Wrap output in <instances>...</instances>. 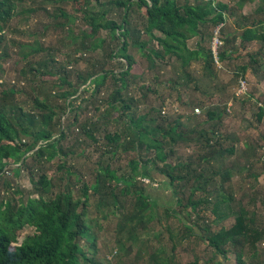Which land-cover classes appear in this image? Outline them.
<instances>
[{
	"label": "trees",
	"instance_id": "1",
	"mask_svg": "<svg viewBox=\"0 0 264 264\" xmlns=\"http://www.w3.org/2000/svg\"><path fill=\"white\" fill-rule=\"evenodd\" d=\"M21 1L25 0H0V34L12 13L19 12L15 8ZM95 1L96 6L93 0H84L83 19L90 29H83L80 34L74 30L77 16L61 7L52 15L56 19L54 26L63 31V43L74 50L73 60L58 61L57 49L44 47L37 41L23 44L20 53L26 63L21 74L34 92V108L28 110L18 100L15 87L1 90L0 264H99L88 251L98 241L96 232L101 217L106 223L117 219V244L125 249L131 241L133 248L137 240H143L142 234L148 232L146 228L159 206L156 199L138 186L140 179L154 180V172L169 178L177 196L175 205L190 209L187 223L183 222L185 232L179 236L181 243L194 237L208 243L215 252L211 262L219 257L227 260L230 254H235L238 264H264V215L238 211L230 227L222 225L217 231L207 227L202 235L191 219L192 213L198 214L203 204L213 206L218 223L233 214L234 193L232 188H226L232 171L225 170L223 165L227 156L235 154V148L225 145L227 141L234 142L220 130L232 110L227 101L209 105L198 100L191 104L186 101L192 91L205 96L217 92L215 51L205 48L202 42L207 37L213 38L212 34L206 35L204 28L226 22L229 5L220 0ZM254 1L257 0H237V3L243 7ZM260 1L254 17L244 18L240 24L242 45L262 42L261 48L250 55L255 66H260L264 58V19L257 18L264 13V0ZM113 10L120 11L119 19L110 17ZM24 11L32 12L33 8L21 12ZM220 31L224 33L222 27ZM232 35L228 32L219 37L220 62L237 50ZM195 37L197 43L192 48L189 40ZM99 50L102 52L99 62L91 61L84 69L71 64L78 63L86 52ZM136 50L145 52L151 70L157 62L171 66L173 76L158 84L174 92L180 106L188 105L190 113L173 116L156 106L142 109L152 94L160 95L163 101L165 98L158 86L143 81L144 74L133 71ZM109 60L117 66L107 68ZM197 61H202L200 73L192 69ZM249 67L238 65L237 74L246 80L244 74ZM38 76L58 77V85L68 87L58 93V100L52 101L51 93L44 91L42 81L36 79ZM103 92L107 95L102 100ZM250 95L245 99L236 92L232 98L245 103L253 99ZM85 102L94 105L98 114L82 122ZM104 104L107 107L101 112ZM199 106L203 107L201 116L195 113ZM257 111V122L264 121V105H259ZM112 126L115 129L111 130ZM101 130L105 131L106 140L104 160L99 161L94 179L88 181L74 164L69 165L68 158L86 151L85 136L101 143L97 136ZM181 144L197 146L199 150L185 161L172 164L168 159ZM245 148L250 149V144H245ZM127 153L134 156L125 165L115 166L114 158ZM56 157L62 160L56 162L50 175L47 165L55 162ZM22 172L29 174L32 193H26L16 180L9 179V176L18 179ZM197 192L206 198L196 199ZM257 201L264 203L262 198L253 200ZM223 207L228 209L227 213L222 212ZM27 227L34 233L13 247ZM155 237L159 241L164 238L161 234ZM170 240L175 239L172 236ZM172 245V253L164 244L158 246L150 255L153 264H180L175 263L174 255L178 245L175 242ZM189 264H199V260Z\"/></svg>",
	"mask_w": 264,
	"mask_h": 264
},
{
	"label": "rangeland",
	"instance_id": "2",
	"mask_svg": "<svg viewBox=\"0 0 264 264\" xmlns=\"http://www.w3.org/2000/svg\"><path fill=\"white\" fill-rule=\"evenodd\" d=\"M191 1L195 2V0ZM220 1L225 2L230 7V10L227 11L226 22L222 25H208L207 29L204 28L206 35L212 34L213 38L209 39L207 37L202 44L205 48H215L216 51H219L221 44H219L218 47L214 45L215 42L218 41L217 38L224 33L230 32L233 33L230 38L235 40L232 44L237 50L233 53L232 57H228L222 62H216V73L218 77L217 92L212 96H205L203 93L192 91L186 101L191 104L195 102V100H198L204 105L212 103L224 104L227 101L229 108L232 110L221 123L220 130L224 136H231L234 142H225L227 147H229V145H234L235 154L231 157H226L223 167L225 170L232 171L226 188L227 190L232 188L235 200L232 203L233 214L229 215L220 223L215 221V215L212 212L213 206L211 205L203 204L198 214L192 213L191 219L195 222V228L200 235L203 233L202 230L207 227L213 229V231L219 230L222 225L230 227L238 211H256L259 215H264V203L260 201L256 203L253 202L256 197H258V200L260 198L264 199V121L257 122L256 119L259 105H264V58L260 66L256 65L257 69H254L255 63L250 61V55L261 48L262 42L253 41L247 43L245 46L240 42V26H242L240 24L243 23L244 18L254 17L256 9L261 1L249 2L243 7H239L237 0ZM83 4L84 0H25L17 4L15 11H19L20 13H12L5 24L4 30L0 34V38L2 37L0 41V94L1 90L4 88L15 87L18 90L16 93L18 100L25 103L28 110L34 108V103L32 101L34 92L27 79L21 74L22 67L26 63L21 59L22 56L20 53L21 49H24L23 44L37 41L44 47L55 48L57 49V60L67 63V61L75 57L71 58L74 50L71 45H65L63 43V31L54 26L56 19L52 15L59 12L56 11L57 7H61L67 10L68 13L77 16L78 19L75 22L74 30L76 33L80 34L83 29H90V26L83 19ZM93 4L96 6L97 3L95 0H93ZM28 7L33 8V11L21 12ZM119 14V10H113L110 13V17L119 19ZM257 16V18L264 19V13H260ZM61 20H63V18H61ZM47 25L50 27L45 29ZM221 27L224 30L223 34H221L220 31ZM102 35H106L105 30L102 31ZM196 43V37L189 40V46L192 48ZM134 54L136 56V65H134L133 71L144 74L143 81L146 80L148 84L158 86L160 94L165 98L163 101L160 95L152 94L147 98V102L142 105V109L146 110L151 106H156L163 108L164 112L170 113V115L173 116H176V114L190 113L191 109L188 105H184L183 107L180 106L181 104L176 99V94L174 92L158 84V81H163L173 76L171 66L157 62L155 69L151 70L145 52L142 53V51L136 50ZM76 56L79 57L80 53ZM101 56V50L89 51L83 54V59H80L78 63L71 62V64L75 67L84 69L91 64V61L99 62ZM107 63V68H109V66H117L112 60L107 61ZM241 64H249L250 66L244 74L247 84V94H245L246 91L244 93H237L239 96L242 95L241 98L244 97L245 99H249L250 94L253 96V99L245 101V103L241 102V100H234L232 98L233 94L239 92V80L242 77H240L241 74H237L236 68ZM192 69L195 73H200L202 70V61L193 62ZM38 77L36 79L38 82L42 81L44 91L51 93L52 101H55V99L58 100V93L68 87L58 85L60 83L58 77ZM72 79L76 82L75 77L72 76ZM107 86H110V84ZM106 95V92H103L100 98L103 100ZM106 107L107 104L102 105L101 112ZM199 108L200 111L195 110V113L201 116L203 107L199 106ZM81 112L82 115L80 117L82 122L86 121L88 117H93L95 114H98L95 106L86 102ZM62 119H66V117ZM193 122L194 121H189L190 124ZM112 129H115V126H112L111 130ZM78 131H76V135ZM104 133V130L97 132V136L101 140L99 144L94 143L92 139L85 136L84 139L87 143L84 147H86V151L76 156H69L68 158L69 165L74 164L88 181L94 179V171L99 161L104 160L102 156L103 150L105 149L103 145L106 141L104 139ZM66 144H69V142H66ZM245 144H250V149L247 150ZM79 150L81 151L80 148ZM175 150L176 154L168 159L172 164L176 163L178 160L185 161L189 156L195 155L199 147L181 144ZM133 156V153H127L115 157V166L125 165L127 160ZM106 159H108V157L105 158V160ZM54 160L55 162L52 161L47 165L50 175L55 171L56 162L62 159L56 157ZM211 164L216 165V163ZM218 167L219 166H216V168ZM9 169H11V167ZM9 179L16 180V183H18L26 193L33 192L29 174L22 172L18 179L12 176H9ZM217 182H220V180L217 179ZM138 186L144 188L147 193L159 203V206L154 212L153 221L149 224L148 228H146L148 232L142 234L143 240H137L133 248H130L132 242L129 241L126 243L127 247L122 249L116 242L118 220L112 218L113 220L110 221V223H106L104 222L105 218L101 217L100 229L96 232L98 241L95 248L88 251L90 257L100 262L99 264H153L154 262L151 260L150 255L156 252L157 247L164 244L169 253H172V243L175 242L178 245V250L174 254L176 256L175 263L189 264L199 260V264H238V259L235 254H230L227 260L223 259V257H219L211 262L215 255L214 250L209 247L208 243L196 237L181 243L179 236L183 235L185 232L183 222L187 223V210L190 211V209L175 205L177 196L167 176L162 173L154 172V180L140 179ZM200 198L205 199L206 195L197 192L196 199ZM170 208H172V211L168 214ZM222 212L227 213L228 209L223 207ZM33 233L34 230L27 227L20 233L19 240L14 242L12 246L15 247L20 245L28 235H32ZM158 234L164 236L162 241L156 239L155 236ZM125 236H128V233H126ZM172 236L175 239L174 242L170 240Z\"/></svg>",
	"mask_w": 264,
	"mask_h": 264
},
{
	"label": "built area",
	"instance_id": "3",
	"mask_svg": "<svg viewBox=\"0 0 264 264\" xmlns=\"http://www.w3.org/2000/svg\"><path fill=\"white\" fill-rule=\"evenodd\" d=\"M217 39H218V41L215 42V44H214L215 47L216 46L218 47V45L222 43L219 38H217ZM213 50L215 51L216 61L218 62L217 51L215 50V48ZM246 87H247L246 80L241 78L239 80V87H238V91L239 92H237V93H244L246 91ZM195 110L200 111L199 108H196ZM148 180H150V179H148Z\"/></svg>",
	"mask_w": 264,
	"mask_h": 264
}]
</instances>
